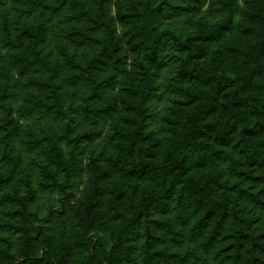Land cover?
<instances>
[{
  "label": "trees",
  "instance_id": "16d2710c",
  "mask_svg": "<svg viewBox=\"0 0 264 264\" xmlns=\"http://www.w3.org/2000/svg\"><path fill=\"white\" fill-rule=\"evenodd\" d=\"M0 264H264V0H0Z\"/></svg>",
  "mask_w": 264,
  "mask_h": 264
}]
</instances>
